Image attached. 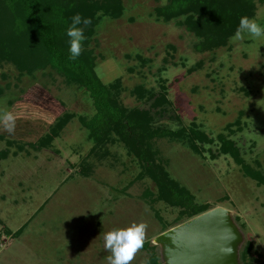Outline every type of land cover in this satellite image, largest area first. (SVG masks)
I'll return each mask as SVG.
<instances>
[{"label": "rangeland", "instance_id": "374dc122", "mask_svg": "<svg viewBox=\"0 0 264 264\" xmlns=\"http://www.w3.org/2000/svg\"><path fill=\"white\" fill-rule=\"evenodd\" d=\"M169 1L121 0L118 16L100 11L88 41L96 71L120 105L150 108L153 127L195 123L214 139L199 153L185 140L154 137L152 158L196 203L229 209L249 245L247 264H264V184L222 153L218 138L232 139L264 174V38L198 50L201 38L180 23L185 14L158 13ZM255 3L250 18L264 26V1ZM0 85V112L17 117L13 135L0 130V264H107L103 233L143 221L153 244L180 223V206L162 196L125 140L90 137L80 116L92 118L96 107L85 88L54 69L22 74L7 61ZM137 85L171 103L155 108L133 92ZM67 112L75 116L48 146L28 144ZM152 251L143 246L132 264Z\"/></svg>", "mask_w": 264, "mask_h": 264}, {"label": "trees", "instance_id": "16d2710c", "mask_svg": "<svg viewBox=\"0 0 264 264\" xmlns=\"http://www.w3.org/2000/svg\"><path fill=\"white\" fill-rule=\"evenodd\" d=\"M255 7V0H170L169 4L157 10L167 19L185 14L184 21L180 23L201 38L196 48L205 50L228 44L229 38L239 26L240 18L253 16ZM100 11L118 16L122 12L121 0H0V61L14 63L22 74L51 68L62 74L69 84L85 88L96 107L92 118L80 116L90 131V137L96 144L107 141L113 133L125 140L140 158L162 196L180 206L177 217L180 223L212 209L206 204L196 203L187 189L169 178L167 172L152 158L150 140L164 136L181 139L194 151L202 153L201 144L213 143L214 139L195 123L179 129L163 126L155 128L152 126L154 113L150 108L137 106L128 109L119 104L112 93L113 85L105 84L98 75L96 57L93 50L88 48ZM76 13L90 18L92 23L85 28L87 40L84 42L83 53L72 60L66 31ZM3 92L0 85V94ZM133 92L140 100H152L151 105L155 108L171 103L162 92L157 94L154 90H146L143 85L135 86ZM74 116V113H64L50 132L28 144L35 148L48 146ZM177 118L180 120V116ZM218 138L220 151L231 155L247 176L264 184L262 171L253 168L241 157L235 142L224 134ZM157 216L161 219L160 215ZM176 225L166 226L164 231ZM144 247L153 249L150 264H164L158 244L147 241ZM248 248L246 242L240 250L242 264H247Z\"/></svg>", "mask_w": 264, "mask_h": 264}, {"label": "water", "instance_id": "95a60500", "mask_svg": "<svg viewBox=\"0 0 264 264\" xmlns=\"http://www.w3.org/2000/svg\"><path fill=\"white\" fill-rule=\"evenodd\" d=\"M243 242L242 230L223 206L203 212L154 238L164 264H242Z\"/></svg>", "mask_w": 264, "mask_h": 264}, {"label": "clouds", "instance_id": "9594fccd", "mask_svg": "<svg viewBox=\"0 0 264 264\" xmlns=\"http://www.w3.org/2000/svg\"><path fill=\"white\" fill-rule=\"evenodd\" d=\"M91 23L90 18H85L79 13L72 16L71 24L66 31L70 59L76 60L83 53L84 42L87 40L85 28ZM246 35L253 40L264 38V26H261L254 18L243 16L235 33L229 38V42L243 41ZM258 106L264 107L260 101ZM16 119V115L11 111L0 112V130L13 135L16 130ZM147 228V223L134 221L127 227L113 228L103 233L104 248L110 253L107 256V264H132L137 253L144 246ZM141 264H150V262L145 259L141 261Z\"/></svg>", "mask_w": 264, "mask_h": 264}]
</instances>
